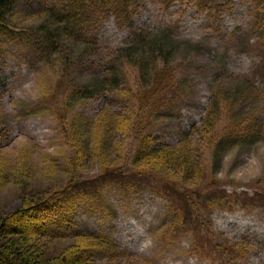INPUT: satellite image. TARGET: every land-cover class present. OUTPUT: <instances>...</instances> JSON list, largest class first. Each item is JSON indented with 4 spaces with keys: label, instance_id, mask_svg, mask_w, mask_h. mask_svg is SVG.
<instances>
[{
    "label": "rangeland",
    "instance_id": "obj_1",
    "mask_svg": "<svg viewBox=\"0 0 264 264\" xmlns=\"http://www.w3.org/2000/svg\"><path fill=\"white\" fill-rule=\"evenodd\" d=\"M65 2L21 1L9 21L22 38L0 39V177L6 175L0 187L1 215L19 209L25 190L40 194L59 192L69 185L71 178L80 184L100 175V167L91 162H83L72 172L73 176L69 171L72 152L66 146L64 128L52 111L50 97H46L54 94L56 79L39 62L28 40L37 27L34 19L38 10L58 14ZM254 3L213 0L199 9L190 0H176L168 8L166 0H137L129 24L120 25L112 17L99 24L94 39L100 54L83 63L76 73L70 72L68 78L73 82H90L102 69V55L106 51L133 44L135 34L170 30L180 50L171 69L166 71L167 99L162 107L152 112L145 109V120L140 123L139 103L133 97L141 82L135 69L126 66L121 81L123 87H129L126 96L113 93V99L94 95L78 111L91 120L101 107L110 108L113 115L121 114L116 116H123L128 107L135 119V131L142 130L147 122L143 134L147 131L155 142L165 145L174 146L183 134H194L193 143L205 173L202 184L196 187L198 191H190L194 201L198 203V197L206 199L216 192V197L231 203L211 209L202 201L196 212L185 213L183 227L173 231V208L179 201L176 197L161 196V185L151 184L156 192L149 185L129 194L103 190L88 203L79 204L71 221L66 222V236L84 232L109 239L124 253L117 264H264V206L260 198L256 199L262 195L264 205V139L223 147L215 161L212 154L214 142L233 115L237 118L256 110L254 122L264 125V47L260 48L254 33L258 24L251 15ZM157 69L161 70V65ZM169 71H173L172 78ZM232 82L253 86L247 85L251 90L241 106L246 111H234H241L240 103L235 105L233 100H227L230 112H223L214 132L202 137L196 129L201 127L211 96L223 89V84L229 86ZM149 90L141 89V93L146 96ZM60 95L54 99L60 101ZM107 144L112 149L116 146L117 153L110 155L115 170L127 173L137 144L135 132L123 137L113 135ZM254 196L257 208L244 201ZM243 240L252 248L247 250L245 259L229 251ZM72 241L52 240L45 249L56 256Z\"/></svg>",
    "mask_w": 264,
    "mask_h": 264
},
{
    "label": "trees",
    "instance_id": "obj_2",
    "mask_svg": "<svg viewBox=\"0 0 264 264\" xmlns=\"http://www.w3.org/2000/svg\"><path fill=\"white\" fill-rule=\"evenodd\" d=\"M21 1L24 0H0V39L22 38L9 21V16ZM65 1L62 11L58 14L51 10L44 11L39 7L40 10L34 19L37 27L28 40L32 43L39 62L49 69V73L53 72L56 79L54 94H47L46 97H50L52 111L64 128V141L72 152L69 171L73 176L72 172L78 166L81 167L83 162H91L100 167V175L80 184L73 182L71 178L69 185L59 192L40 194L25 190L19 209L7 215L0 214V264L118 262L117 260L124 253L120 252L118 246L109 239L84 232L69 237L64 231L68 226L66 222L71 221L79 204L88 203L93 195L98 196L103 190L115 189L129 194L138 191L142 185H149L150 190L156 192L153 186L151 189V184L161 185L163 189L159 191L161 196L176 197L179 201L173 208V231L183 227L185 213H188V210L196 212L202 201L211 209L218 208L224 202L231 203L230 200L216 197V192L206 199L198 197L200 199L198 203L194 201L195 196L191 192L198 191L196 187L202 184L205 177L200 154L193 143L194 134H183L174 146L165 145L155 142L151 133L146 131L143 134L147 122L142 125V130L135 131V119L128 107L124 108L126 111L123 116H116L121 115L119 113L113 115L110 108L101 107L91 120L84 118L78 111L82 103L94 95L112 97L114 93V96H126L129 87H123L121 82L126 66L135 69L141 82L137 95L133 97L139 103L137 117L140 123L145 120V109L152 112L156 107H162L167 99L165 87L169 75L166 71L171 69V63L180 50L171 31L164 29L135 34L133 44L110 49L101 54L102 69L90 82H73L68 79L69 73H76L83 63L100 54L94 39V32L99 24L111 17L120 25L129 24L136 12L137 0ZM175 1L166 0V7L168 8ZM190 1L199 9L206 8L209 2H213V0ZM254 1L255 11L251 15L258 24L253 32L261 48L264 47V0ZM158 65H161V70L157 69ZM172 72H170L171 78ZM247 85L253 87L252 84L247 83ZM247 85L238 82L229 83V86L223 84V89L213 93L202 118L201 127L196 129L202 137L214 132L222 120L223 112H230L227 100H233L234 104L240 103L238 110L240 108L242 112L237 109H233L234 111L240 114L246 111L241 106L248 90H251ZM144 88L150 89L146 96L141 93V89ZM59 93L60 101L54 99ZM246 98L248 99V96ZM221 99L224 100L223 103ZM223 104L224 108H222ZM255 113L256 110H253L240 117L237 115V118L235 115L232 116V120L214 142L213 161L223 147L231 148L244 142L256 143L264 139V125L260 126L259 123L254 122ZM132 132L136 135V148L129 170L127 173H121L115 170L116 167L110 160L111 153H117L116 146L112 149L107 142L113 135L123 137ZM5 178L6 175L0 177V187ZM262 197L259 195L256 199L260 198V203L264 206ZM254 199L255 196L244 201L250 202L257 208ZM188 205L191 210L188 209ZM243 206L245 208L247 204ZM55 228L57 230H54ZM67 238L73 240L70 245L56 256L49 255L45 247L50 241L67 240ZM250 248V245L243 240L239 245H232L229 251L245 259Z\"/></svg>",
    "mask_w": 264,
    "mask_h": 264
}]
</instances>
